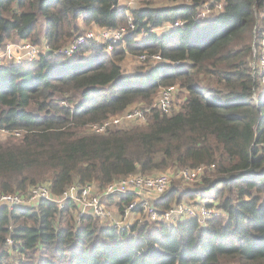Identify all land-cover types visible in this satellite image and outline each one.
<instances>
[{"label": "trees", "instance_id": "trees-1", "mask_svg": "<svg viewBox=\"0 0 264 264\" xmlns=\"http://www.w3.org/2000/svg\"><path fill=\"white\" fill-rule=\"evenodd\" d=\"M215 3L222 9L198 17ZM129 17L134 28L111 51L87 41L71 58L56 54L84 31L126 26ZM166 24L173 26L156 32ZM256 24L264 27V0H135L130 7L119 0H0V47L14 34L43 50L32 62L0 65V131L8 135L0 140V194H25L39 183L59 194L74 182L102 188L134 173L203 166L199 181L170 184L156 207L202 199L223 211L203 223L121 230L88 215L76 223L70 202L62 209L45 200L2 207L0 264H264ZM127 54L163 61L123 72ZM166 86L182 98L171 114L152 109L145 126L85 132L134 103L150 105ZM131 197L120 196L118 207Z\"/></svg>", "mask_w": 264, "mask_h": 264}, {"label": "built area", "instance_id": "built-area-1", "mask_svg": "<svg viewBox=\"0 0 264 264\" xmlns=\"http://www.w3.org/2000/svg\"><path fill=\"white\" fill-rule=\"evenodd\" d=\"M222 5L215 3L212 6H203L199 16L204 19L212 16L216 11L221 10ZM182 22H176L174 26H180ZM164 26H173L166 24ZM163 26V27H164ZM134 28L131 18H128V24L116 29L86 30L77 35L65 45L56 50V54L68 58L75 56L78 48L87 41L103 44L106 51H111L115 44L120 42L128 30ZM161 28V27H160ZM260 31L258 39L253 36V74L264 73V27L259 24L254 26V32ZM44 47V51H46ZM37 45L25 40L11 41L6 40L0 47V65L20 64L32 62L38 58L42 52ZM257 56V57H256ZM143 61L162 62L163 60L157 54L138 56ZM259 82L264 85V74ZM176 93L175 86L162 87L159 90L158 97L148 106L136 105L125 110L122 113L111 115L99 122L91 123L87 127L92 134L102 135L109 131L118 129L122 124L131 121L144 122L146 115L152 109H157L163 114L169 115L172 108V100ZM18 136L19 133H14ZM262 154L264 155V142L261 143ZM204 171L203 166L196 168H183L179 170H166L154 174L134 173L124 178L115 180L102 188H98L93 183L79 184L71 183L61 193H52L50 187L45 183L33 185L25 194L4 193L0 194V208L7 207H36L42 200L52 202L57 209H62L66 202H70L71 213L76 223L84 216H91L94 219L117 227L118 229H128L129 225L124 221L114 219L112 212L105 200L115 198L117 201L120 196L131 195V200L118 208L121 215L136 213V224L151 223L161 221L168 225L175 224L188 218H195L200 223L219 216L223 213L214 202L209 205L204 201L194 200L192 202H179L172 204L168 208L159 209L156 207V201L169 187L173 180H179L183 183H193L200 180ZM12 231V226L9 227ZM13 244L10 237L5 239V247L9 250Z\"/></svg>", "mask_w": 264, "mask_h": 264}, {"label": "rangeland", "instance_id": "rangeland-1", "mask_svg": "<svg viewBox=\"0 0 264 264\" xmlns=\"http://www.w3.org/2000/svg\"><path fill=\"white\" fill-rule=\"evenodd\" d=\"M168 29H170L169 26H164V27H161V28L156 29V32L157 33H162V32H166V30H168ZM149 63H156V62L143 61V60L139 59L138 57H136L134 55L127 54L126 57L124 58V60L122 61L123 72H130V71L135 72V71H138L139 69H141L142 67H144L145 65H147ZM158 93H159V91H158ZM158 93H157L156 97L153 99V101L158 97ZM181 101H182V98L178 94L176 96H174V98L172 100V108H171L170 114L172 112H174L178 108V104L181 103ZM136 105H139V103L132 104L126 110H128V109H130V108H132L133 106H136ZM148 120H149V114L146 115V120L144 122H137V121L127 122L125 124H122L116 130H119V129H122V130L123 129H130V128L134 127V126H145L147 124ZM84 130H85L86 133H91L89 131L88 127L85 128ZM113 131H114V129H113ZM7 136L8 135H6L4 132H1L0 131V140H4ZM157 173H159V172H157ZM171 185L174 186V187H178L180 189H182L184 187H187L185 183H183L181 181H177V180H173L171 182ZM198 200L199 199H197V201ZM108 201H109V204L111 205V208H113L116 211V213H118V208H119L118 207V201L115 198H112V199H110ZM199 201H203V200L200 199ZM104 202H107V200H105ZM116 207H117V210H116ZM133 214L136 215V213H133ZM116 219L117 220L124 221V223L125 224H128L129 226L136 224V221H135L136 218L134 219V221L132 223H130L129 220H125L124 217H123V215H120L119 213H118V218H116Z\"/></svg>", "mask_w": 264, "mask_h": 264}, {"label": "crops", "instance_id": "crops-1", "mask_svg": "<svg viewBox=\"0 0 264 264\" xmlns=\"http://www.w3.org/2000/svg\"><path fill=\"white\" fill-rule=\"evenodd\" d=\"M134 1L135 0H119V3L123 6V7H130L134 4ZM8 40H11V41H18L19 39L16 38V35H12L11 38H9ZM107 205L109 206L111 212H112V215L114 217V219L118 218V213L120 214V212L118 211V213H116V211L111 208V205L109 204V201H107ZM116 210H117V207H116ZM121 215V214H120ZM134 216V217H133ZM136 218V215L134 214H128L126 216H124V219L125 220H129L130 223H132L134 221V219ZM136 220V219H135Z\"/></svg>", "mask_w": 264, "mask_h": 264}]
</instances>
